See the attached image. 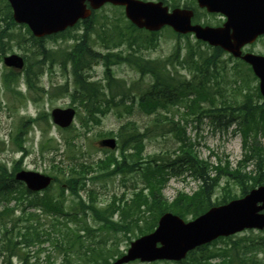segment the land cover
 Segmentation results:
<instances>
[{
    "label": "rangeland",
    "instance_id": "374dc122",
    "mask_svg": "<svg viewBox=\"0 0 264 264\" xmlns=\"http://www.w3.org/2000/svg\"><path fill=\"white\" fill-rule=\"evenodd\" d=\"M163 1L170 8L189 6L192 2V0ZM5 5V1L0 2V19H5L9 23ZM2 24L6 26L3 21ZM119 30L124 32L126 41L120 40ZM11 32L12 40L3 55L16 53L24 57V68L28 65L32 67L35 73L31 76L43 89L40 92L29 89L24 68L17 74L11 68L5 67L2 62L3 55L0 53V163L10 172L22 168L47 173L54 177L55 182L47 190L40 192L39 196L44 192L57 196L62 184L71 177L70 170L73 164L77 162L92 164L83 165L85 167L83 174L81 173L83 166L73 171L78 172L80 178L77 195L81 196L83 202L92 203L110 220L121 223V212L127 210L128 205L132 203L133 194L141 188H144L145 194H149L147 181L142 172L147 160L158 158L161 162L174 164L176 170L169 175L166 169L165 173L168 174L165 176L168 179L160 193H155L157 202L167 207H173L178 202L183 203L182 200L175 201L178 195L191 196L200 186L189 171L183 169L185 165L182 162L174 161L177 155L183 154V148L188 149L176 135L180 139L184 138L187 145H191V150L186 151L213 167L211 173L217 179L210 196L212 206L241 197L244 189L248 192L252 187L264 184L255 185L256 179L264 181V111L260 108L253 109V114L243 116L240 110H236L238 104L247 99L253 106L261 104L262 101V97H258L257 79L246 64L228 54L222 57L217 54L218 60H222L223 63H220L222 68L219 75L210 82L213 100L198 99L203 108L212 110L210 114L200 110L192 111L189 108L188 104L199 95L195 94L193 99V95H188V91L182 93L183 97L189 99L188 102L183 99L154 112H146L138 107L137 102L152 81L151 76L141 77L134 67L122 60L113 64V54L122 53L124 56L132 49H137L135 53L143 59L165 60L172 55L178 44L181 47V58L185 55L184 46L188 45H192L196 52L199 50L204 55H208L212 50L207 44L204 42L197 44L193 35H178L169 27L162 28L154 35L145 30H134L124 15L123 7L111 4H105L96 10L87 23L77 24L60 35L43 38L41 47L31 39V32L23 24H16ZM128 40H134L141 46L136 48V45H132L130 50ZM82 41L92 52L104 57H92L90 60L92 65L82 71V78L96 83V88H102L100 92L110 93L108 88L110 85L107 86L110 80L108 82L106 77L105 65L108 63L113 81L122 85L126 83V87L130 83L137 86L136 89L134 88L135 94L126 95L123 99L126 105L134 100L129 111L122 105L105 110L106 101L110 100L104 95L98 96L103 106L99 111H93L91 107L84 108L83 103L77 100L81 94L75 91L77 85L73 68L64 54L71 52ZM114 43L118 45L114 46ZM259 44L262 43H257ZM175 68L181 79L190 78L191 73L185 66L177 63ZM9 71L15 74L4 81V74ZM118 100L119 97L114 99L116 102ZM55 107L76 109L74 121L68 128H59L51 122L49 113ZM215 108L220 111L216 112ZM34 117L37 119L30 120ZM242 119H245L246 123H241ZM125 125V129L121 131ZM171 128H174L175 132L170 131ZM147 129L148 135L143 138L137 137L139 140L142 139L143 144L139 155H135L136 151L133 147L122 150V141L130 137V133L135 131L142 135ZM104 137L116 139L115 149L100 148L97 145V141ZM187 157L191 156L182 157L181 161L189 160ZM133 159H138L140 162L131 170L99 176L105 171L100 167L102 162L109 166V170H114L119 166L129 165ZM239 165L240 171L246 175L240 180L222 171L226 166L233 170ZM59 198L65 199V207L72 205V199L77 201L75 195L68 191H64ZM148 199L152 197L148 196ZM4 208H11L9 212H5L8 216L3 219L10 222L7 228L12 233L8 235H12L13 241L22 242V244L18 243L19 251L10 259L11 264L63 263L64 256L59 246L55 247V243L62 234L60 224L64 220V215L57 217L53 212L44 213L40 206H28L25 200L21 202L12 200L9 203L0 200V211ZM141 208L145 210V206ZM70 209L65 210L67 212ZM80 212L83 214L89 210L86 208ZM157 212V208L147 211L145 215L142 212L139 215V225L142 226L144 220L155 221V215L156 225L159 216ZM35 214L38 215L35 217ZM193 216L191 213L185 214L183 219L191 220ZM85 217L88 227L94 229L99 226L98 221L93 219L92 212ZM13 222L16 226L14 229ZM54 223L56 226L52 230ZM78 226L72 225L75 229ZM33 227L41 232L49 231L52 241L46 240L39 244L24 243L17 232L18 228ZM79 233L83 234L80 231ZM107 233L110 237L106 236L102 239L105 244L103 252L111 247V257L107 260L110 264L126 252L131 241L140 236L137 229L125 234L124 231L112 230ZM1 234L0 226V237ZM100 235L102 236L103 233ZM84 252V257L89 254V251L81 250V253ZM77 255L78 253L72 251L71 264H90L84 257L79 260ZM95 257L96 261L101 262L102 258H98L97 253ZM247 258L255 264H264L262 230L248 228L228 237L216 239L202 248H196L181 261L158 260L141 263L134 260L128 264H205L206 262L240 264L241 259ZM0 264H6L2 254H0Z\"/></svg>",
    "mask_w": 264,
    "mask_h": 264
},
{
    "label": "trees",
    "instance_id": "16d2710c",
    "mask_svg": "<svg viewBox=\"0 0 264 264\" xmlns=\"http://www.w3.org/2000/svg\"><path fill=\"white\" fill-rule=\"evenodd\" d=\"M2 9H4L2 7ZM8 11H6V10ZM4 11H6L7 18L9 20V23L6 22L5 19H2L3 22H6V26L0 25V52L4 54L5 50H7V47L10 45V41L12 40V32H9V30L12 29L14 25H16L12 19H11V10L9 6L5 5ZM1 11V9H0ZM84 22L87 23V20ZM131 27L134 30H139L135 28L132 24L129 23ZM3 27V28H2ZM8 29V33H7ZM28 30V28H27ZM29 31V30H28ZM120 31V40H127L124 37V32L122 30ZM149 33V32H148ZM154 35L155 33H150ZM33 41L36 42L39 47H41V40L36 39L34 37ZM6 40V41H5ZM20 40V39H18ZM129 44V48L131 50L132 45H136L135 47L138 48L141 46L139 43H137L134 40H128L127 42ZM197 44H200V41L196 42ZM7 45V46H6ZM117 43H114V46H117ZM186 51L185 55L181 58L180 50L181 47L178 44L172 55L168 57L165 60H148L143 59L140 55H137L135 52L137 49H132L128 53H126L124 56H122V53L119 54H113V64L117 62H123L128 63L131 67H134L136 71L140 73V76L143 77L145 75H150L152 78V81L148 86L147 89L144 90L143 94L139 96V101L137 102V105L140 109H143L146 112H154L159 108H165L169 105H172L174 103H177L184 99V101L188 102L189 99L182 96V93L185 91H188V95H193V99L195 98V94H198V98L192 100L188 105L189 108L192 111L200 110V112H204L206 114L212 113L211 109H205L203 108L199 102L198 99H205L212 101V92L211 90V80L215 79L221 70V65L218 60L217 56V48L212 50L210 54L204 55L201 51H195L192 45L184 46ZM64 57L67 58V60L70 61L72 68H73V74H74V80L76 83V89L75 91H79L81 96L77 98V100L80 103H83V107H91L90 109L93 111H99L103 106L101 105V100H99L98 96H107L110 101H106L105 110H108L111 107H118L119 105H122L126 110H130L134 100L130 101L129 105L125 104V100L123 99L126 97V95H131L132 93L135 94V89L137 86H135L133 83H130L129 86L126 87V83L124 85L117 83L113 81L111 78V68L108 63H106V77L108 79V82L110 80V83L107 84L109 86L110 93L104 91L100 92V88H96V83L94 82H88L84 78H82V71L85 69H88L91 67L90 60L92 57L96 58H104L103 56H100L98 53H94L90 50L89 47L85 44L84 41L80 42L75 46V48L68 53L64 54ZM69 58V59H68ZM181 60V62L179 61ZM179 63L181 66H185L189 72L191 73V76L188 80L181 79L178 75V70L175 68V66ZM224 69V68H223ZM26 73V83L29 89H34L36 92L42 91V87L37 85V83L33 80L31 74L35 73V71L32 69L31 66H26L24 69ZM15 74L13 71H9L7 74H4L3 79L4 81L7 80L8 77ZM114 82L113 84H111ZM218 86V84H216ZM61 89L60 87H58ZM135 88V89H134ZM105 89V88H104ZM258 92V89H257ZM116 97H119L120 100L117 102L114 101ZM258 97H260V94L258 93ZM127 100V99H126ZM228 108V106H227ZM262 109L264 111V103H261L259 105H251L250 100L247 99L245 101H242L238 106L236 107V110H240L241 114L243 116H246L248 114H253V109ZM223 110V109H222ZM103 111V110H102ZM216 112H219L220 109L215 108ZM221 115V114H218ZM218 117V116H217ZM219 119V117H218ZM264 121V117H263ZM241 123H246L245 119H242ZM126 125L121 128V131L125 129ZM162 129V128H161ZM164 129V128H163ZM164 131V130H163ZM170 131L175 132L174 128H171ZM148 135V129L147 131L143 132L142 135L133 131L129 134L130 137L125 138L122 141V150H127L130 148H135L136 156L139 155L140 151L143 149V144L141 140L137 139L138 136H141L142 138L144 136ZM176 137L183 143V154L177 155L174 161L176 163L182 162V164L185 165V168H183L185 171H189L194 175L195 178H199L202 182V185L200 188L193 193L191 196H186L184 194L178 195L175 201L182 200L183 203H175L173 207H167L166 205L160 204L157 202L155 193H160L164 183L167 181L168 177L165 176L169 173V175L175 173V168L173 167L174 164L172 163H165L159 161L158 158H154L152 160H147L145 162V167L143 169L142 175L147 181V188L149 190V194L144 193V188L139 189L137 192L133 194V197L131 199L132 203L128 205L127 210H124L121 212V223L114 222L108 218L107 215L102 214L99 210H97L92 203L90 205H85L83 200L77 195V187L79 185V174L78 172H73L74 170L78 169L79 167L83 165H89L92 164H86L85 162H77L73 164L71 167V177L66 179V185L69 189V192L75 195V198L77 201H74L72 199V205L65 207L64 200L60 199L64 194V188L61 187V191H59L57 196L50 195L48 193H44L41 196L39 194L31 193L24 188H22L21 183H18L13 178L14 171L10 172L6 169V167L0 163V200H4L6 203H9L10 201H26V204L28 206H40L41 211L44 213L46 211L53 212L57 217L60 215H64V220L60 224L62 226V234L58 242L55 243L59 246V250L62 252L64 256V260L62 264H71L72 259V251L75 253H78V258L84 257L85 252L81 253V250L83 251H89V254L85 256L84 258L88 260V263L90 264H110L107 262V260L111 257L110 255V248L103 252L105 249V244L103 242V238L106 236L110 237V234L107 232L109 230L112 231H124L125 233L128 232H134L135 229L139 232L140 235L150 232L155 227V222L157 216L155 215V221L148 222L147 220H144V224L141 226L139 225L138 221L140 220L139 215L143 212L145 215L147 211H151L154 208L158 209V214H160L163 211L170 210L174 213L179 214L182 217H185V214L191 213L192 215H198L204 210H206L210 205V196L212 194V188L216 184V177L211 175V171L213 167L202 160H199L194 155L192 156L188 151L191 150V145H187L185 143L184 138L180 139L177 135ZM135 144V145H134ZM21 147V146H20ZM188 150V151H186ZM187 155L191 157H187L189 160L181 161L182 157H186ZM139 157V156H138ZM148 159V158H147ZM140 160H131V163L127 166H119L118 168L114 170H109L108 165L105 163H101L100 167L104 168L105 171L101 173L99 176L103 175H109L114 172H124L131 170L133 166L136 163H139ZM240 165L235 169H230L228 166L222 168L223 173H226L227 175H232L234 178L241 179L242 176L246 177L244 173L240 171ZM84 166L81 170V173H84ZM166 169H168V173H165ZM221 171V170H220ZM219 173V172H218ZM98 176V177H99ZM264 183L263 180H255V185ZM246 192V189L243 190V193ZM148 196L152 197V199H148ZM113 206V204H112ZM141 206H145V210H142ZM71 208L69 211L66 212ZM88 209L89 212L83 213L81 216L78 215L80 210ZM66 209V210H65ZM11 208H4L3 211H0V226L2 227V234L0 237V254H2L4 262L6 264H11L10 259L16 255V253L19 251L18 243L22 244V242H19L20 240H12V235H8L9 233H12L11 230H9L8 224L10 223L7 220H3L4 217L8 216L5 215V212H9ZM147 210V211H146ZM83 212V211H82ZM92 212L93 219L98 221L99 226L96 228H90L87 226V219L85 215H88V213ZM157 214V215H158ZM38 214H35V217ZM3 220V221H2ZM14 222L12 223V228L14 229L16 226H14ZM79 225L77 229L73 228L72 225ZM82 224V225H81ZM56 224H52V228L55 227ZM110 227V229H109ZM21 229H24V231H21ZM54 230V228L52 229ZM80 232H83V234H80ZM18 234L21 235V240H23L24 243H36L39 244L43 241H52L51 237H49V231L47 232H41L38 228H18L17 230ZM100 233H103L101 236ZM113 245V242L111 246ZM80 252V253H79ZM88 253V252H87ZM97 253L98 258H102L101 262L96 261L95 254ZM26 263V262H25ZM49 264V263H48ZM196 264V263H194ZM200 264V263H199ZM205 264H217V263H210L206 262ZM224 264V263H223ZM240 264H255L254 261H251L250 258L247 259H241Z\"/></svg>",
    "mask_w": 264,
    "mask_h": 264
},
{
    "label": "water",
    "instance_id": "95a60500",
    "mask_svg": "<svg viewBox=\"0 0 264 264\" xmlns=\"http://www.w3.org/2000/svg\"><path fill=\"white\" fill-rule=\"evenodd\" d=\"M12 8V17L18 23H25L32 33L44 36L73 26L79 19L89 17L92 11L105 3L124 7L125 16L137 28L157 31L170 26L178 33L192 32L198 40L219 46L235 57H241L252 68L259 79V91L264 100V56L246 53L241 47L250 43L259 33H264V24L256 20V12L263 9L258 0H197L200 7L208 11L223 13L227 20L223 27L212 28L192 25L191 11L174 8L169 11L161 1L143 0H7ZM7 67L20 70L23 58L17 54L3 58ZM51 119L61 127L68 126L74 116L72 108H54ZM100 146L115 147L113 138L99 140ZM15 179L23 181L33 191L46 188L51 177L34 171L20 170ZM264 186L250 190L245 196L233 199L217 207H211L195 219L184 222L171 212L163 213L155 230L130 243L126 254L112 264H126L139 259L142 262L154 260H180L186 253L202 244L226 236L243 228H258L264 232ZM159 243V245H157Z\"/></svg>",
    "mask_w": 264,
    "mask_h": 264
},
{
    "label": "flooded vegetation",
    "instance_id": "af4514ba",
    "mask_svg": "<svg viewBox=\"0 0 264 264\" xmlns=\"http://www.w3.org/2000/svg\"><path fill=\"white\" fill-rule=\"evenodd\" d=\"M193 4V5H192ZM258 4L260 7L264 6V0H258ZM191 9L192 17L191 22L192 24H200L202 26H221L226 17L222 13L219 12H209L205 8H200L196 0H192L191 4L188 6ZM256 20L262 21L264 24V11L261 9L260 11L256 12ZM262 43L257 45V43ZM264 45V33H259L251 43H245L241 47V55L245 53H252L256 55L264 56V49L262 46ZM209 46V45H208ZM261 46V47H260ZM223 54H228L224 51ZM229 55V54H228ZM237 60L241 61L242 63L248 65L244 62L241 58H236Z\"/></svg>",
    "mask_w": 264,
    "mask_h": 264
}]
</instances>
